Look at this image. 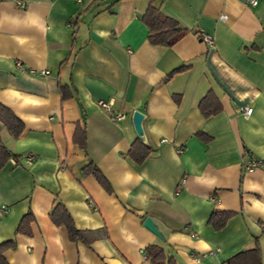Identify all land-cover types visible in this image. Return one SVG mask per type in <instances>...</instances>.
I'll use <instances>...</instances> for the list:
<instances>
[{"label": "crops", "instance_id": "1", "mask_svg": "<svg viewBox=\"0 0 264 264\" xmlns=\"http://www.w3.org/2000/svg\"><path fill=\"white\" fill-rule=\"evenodd\" d=\"M81 1L0 0V106L25 126L16 139L0 123V142L21 157L0 170L7 262L153 264L145 252L157 246L177 264H228L258 246L264 264V0H158L188 31L173 47L149 42L152 0ZM210 91L223 111L205 119ZM111 100L124 120L99 107ZM135 112L154 151L140 166L128 157ZM91 163L112 194L85 175ZM57 204L79 241L52 222ZM215 211L234 213L220 231L208 224ZM29 212L30 234L18 232Z\"/></svg>", "mask_w": 264, "mask_h": 264}, {"label": "trees", "instance_id": "2", "mask_svg": "<svg viewBox=\"0 0 264 264\" xmlns=\"http://www.w3.org/2000/svg\"><path fill=\"white\" fill-rule=\"evenodd\" d=\"M158 0H152L150 7L146 14L142 17L143 24L149 30V42L153 46L173 47L182 38H184L188 31L181 27L175 20L165 16L158 4ZM183 68H179L169 75L168 79L175 74L182 72ZM62 100H68L72 97V92L68 87L61 86ZM179 103V97L176 98ZM199 110L205 119H211L223 111V107L220 100L213 91H210L199 103ZM0 123H2L11 135L18 139L24 129V123L17 118L8 108L0 106ZM201 140L208 143L211 138L203 134L197 135ZM80 146L86 148L85 134L82 140L78 138L75 140ZM154 153L153 149L146 145L141 139H137L131 147L128 153V157L137 165H142L149 156ZM14 161L16 165L21 163V157L11 152L2 142H0V170H2L7 163ZM85 175H92L98 181V183L110 194L113 193L112 187L109 181L105 178L100 169L91 163L84 170ZM234 216L232 212L215 211L208 224L215 230H222L229 219ZM52 222L58 227H64L67 230L69 239L72 242L79 241L81 239L79 231L76 229L75 224L67 212L65 207L61 204H57L53 209L51 215ZM33 221L32 213H28L22 220L18 232H24L30 234L27 228ZM15 247L14 241H7L0 245V264H9L4 257V253ZM146 258L153 264H177L174 258L169 257L165 250L161 247L151 246L146 252ZM228 264H262L259 247L251 251H243L235 255L228 261Z\"/></svg>", "mask_w": 264, "mask_h": 264}, {"label": "built area", "instance_id": "3", "mask_svg": "<svg viewBox=\"0 0 264 264\" xmlns=\"http://www.w3.org/2000/svg\"><path fill=\"white\" fill-rule=\"evenodd\" d=\"M79 2H82L81 0H79ZM249 4L252 6H256L258 5V0H248ZM204 40L209 43L210 45H213L214 41L211 37L205 36ZM18 67L21 68V64H18ZM48 73L46 71H43L41 73V75L45 76ZM113 106H114V101H108V102H104V101H100L99 102V107L104 110L105 112L109 113L111 115V117L113 118V120H117V121H122L125 119V115L121 114V113H114L113 112ZM252 114V109L248 108L245 109V116L246 117H250ZM33 159H29L30 162H32ZM260 163L258 161L252 162L247 166V170L248 171H253L255 168L259 167ZM199 261V259H197Z\"/></svg>", "mask_w": 264, "mask_h": 264}, {"label": "water", "instance_id": "4", "mask_svg": "<svg viewBox=\"0 0 264 264\" xmlns=\"http://www.w3.org/2000/svg\"><path fill=\"white\" fill-rule=\"evenodd\" d=\"M143 115L139 112H135L134 116H133V123L135 126V130L138 134V136L140 137V139L143 141V128H142V120H143ZM144 227H146L149 231H151L152 233H154L156 236H158L159 238H162V235L160 233V231L158 230V228L156 227V225L154 224V222L152 221L151 218H147L144 221Z\"/></svg>", "mask_w": 264, "mask_h": 264}]
</instances>
